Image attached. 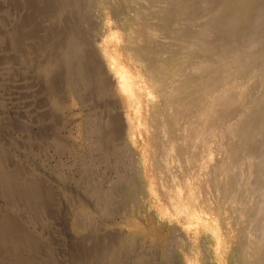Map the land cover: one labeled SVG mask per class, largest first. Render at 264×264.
I'll return each instance as SVG.
<instances>
[{
    "label": "bare ground",
    "instance_id": "bare-ground-1",
    "mask_svg": "<svg viewBox=\"0 0 264 264\" xmlns=\"http://www.w3.org/2000/svg\"><path fill=\"white\" fill-rule=\"evenodd\" d=\"M84 2V12L114 20L113 27L101 29L100 42L115 43L116 84L132 114L122 131L125 140L140 141L151 157L159 150L163 159H145L140 171H154L177 216L186 214L190 225L211 222L215 254L227 256L229 264H264V0ZM68 3L0 0V96L15 92L20 110L34 96L27 67L40 63V40L28 37L34 29L30 15L53 4L61 24L70 18L62 15ZM152 84L163 91L157 101L162 97L170 123L161 120L158 137L145 124L154 112ZM102 114L91 120L102 123ZM35 124L29 143L38 145L37 133L44 130L40 113ZM116 128L103 122L98 132L115 139L121 134ZM6 209L0 234L8 231L48 251L35 224L23 221L12 204Z\"/></svg>",
    "mask_w": 264,
    "mask_h": 264
},
{
    "label": "rangeland",
    "instance_id": "rangeland-1",
    "mask_svg": "<svg viewBox=\"0 0 264 264\" xmlns=\"http://www.w3.org/2000/svg\"><path fill=\"white\" fill-rule=\"evenodd\" d=\"M65 1L62 15L70 18L61 24L53 4L30 15L28 37L40 40V63L27 67L35 82L32 101L20 110L15 92L0 96V222L12 204L35 224L48 251L5 231L0 264H212L216 258L213 264H229L212 249L211 222L190 225L186 214L177 216L154 171H140L145 159L163 160L159 150L151 157L140 141L124 138L132 114L116 84L115 43L100 42L101 29L114 20L84 12V0ZM142 86L149 97L148 84ZM152 86L154 112L145 114V124L158 137L161 120L170 123L162 97L157 101L163 91ZM100 112L102 123L118 127L117 138L98 132L102 123L91 119ZM39 113L44 130L33 145ZM154 143L162 144L156 137ZM5 174L12 175L7 182Z\"/></svg>",
    "mask_w": 264,
    "mask_h": 264
}]
</instances>
